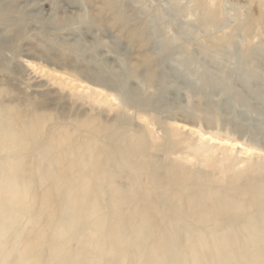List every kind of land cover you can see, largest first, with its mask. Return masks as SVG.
Instances as JSON below:
<instances>
[{
    "label": "rangeland",
    "instance_id": "1",
    "mask_svg": "<svg viewBox=\"0 0 264 264\" xmlns=\"http://www.w3.org/2000/svg\"><path fill=\"white\" fill-rule=\"evenodd\" d=\"M192 1L0 0V101L98 113L153 145L165 129L181 146L203 133L217 158L234 145L230 159L244 171L260 155L251 133L264 148V0H217L216 23L206 0ZM95 90L102 103L87 96Z\"/></svg>",
    "mask_w": 264,
    "mask_h": 264
},
{
    "label": "clouds",
    "instance_id": "2",
    "mask_svg": "<svg viewBox=\"0 0 264 264\" xmlns=\"http://www.w3.org/2000/svg\"><path fill=\"white\" fill-rule=\"evenodd\" d=\"M207 175L98 118L45 129L0 101V264H264V212Z\"/></svg>",
    "mask_w": 264,
    "mask_h": 264
},
{
    "label": "bare ground",
    "instance_id": "3",
    "mask_svg": "<svg viewBox=\"0 0 264 264\" xmlns=\"http://www.w3.org/2000/svg\"><path fill=\"white\" fill-rule=\"evenodd\" d=\"M201 1L200 0H193L192 6H194V7L202 6ZM109 2L114 3L115 0H109ZM203 2H205V1H203ZM203 5L204 6L206 5L203 8L204 9V15L211 18V20L214 23H216L220 19V16H222L224 14V10L222 9L221 4L217 3V0H206V4L203 3ZM189 8H190V6H189ZM198 10H199V8H198ZM200 14H201V12H200ZM247 26L248 25H246L244 31H246ZM224 38L227 39L229 37H224ZM246 38L247 37H245L242 40L243 43H245ZM93 83L95 86L97 85L98 87H100V83L98 81H94ZM216 83H217L216 81H213V80L210 81L211 86L215 85ZM99 90H101V89H99ZM83 91H86V87L83 88ZM87 96L92 97L93 100L97 101L98 103L103 102V98L100 99L102 96L101 91H96V90L92 91V93H90ZM10 102L16 104L20 108L31 111L35 115H37L41 121L43 128H45V129L48 127V125L55 123L57 120H77V121H79L81 119H88V118H92V117L98 118V120L101 124L113 126L112 123L111 124H109V123L106 124V122L103 123L104 122L103 118L98 113L87 114V113H83V112L81 113V111H80L79 114H75V115L73 114L72 116H69V114H67V112L56 113L53 111L45 110L42 103H40L38 100H34V99H29L28 101L27 100L22 101V100L13 99ZM215 120H217V119H215ZM118 121H120V120L118 119ZM122 121H123V119H122ZM93 122H95V121H93ZM152 123H154V122H152ZM122 127H124V126H122ZM218 128H219V126H218ZM125 129L127 130V132L129 134L135 136L140 141L145 142L148 145H150L152 148L163 152V154L165 155L164 159L170 160L173 163H175V164H177L183 168L191 169L193 172H198L201 170L206 171L208 173V175L204 179L207 182H210L214 185H235L236 186V192H237V198H236L235 203L233 205V210L236 214H238V215H243V214L255 215L258 218L260 216L261 212H264V183H262V180H264V154L263 155L261 154V153H264V148L261 146H258L259 144H257V141L259 139L258 138V134H259L258 132L251 133V131H244V133H247V134L251 133L250 134L251 137L257 136V138H255L256 142H251V146L253 147V148L252 147L251 148L253 150H255L256 152H258V154H260V155L253 154V155L257 156V158L251 160V163L249 165L247 164L248 167L246 169H244V171H240V170H237L239 168L235 169V166H236L235 163L236 162L231 161V159H230L231 156H229L230 152L233 151V149H235V148H233V146H234V145H232L233 143L231 144L232 148L229 150L230 151L229 154H227L228 156H226L225 153H223V155H225V156H223L222 158H219V157L217 158V157H215V154H214L215 152L213 153V147L207 146L205 144L206 141L205 140L203 141V138L205 135L203 133L198 134L199 138H198L197 142H195L196 139H194L195 141H185L184 143L186 145L181 146V145H178L179 142H176L174 140V138H172L173 132L170 129L169 130L165 129L164 134L163 135L161 134L162 136L158 137V139H161L162 143L166 139H170V141L168 143H166V145H163L162 143L160 145H153L152 140L149 138L146 131H142V129L141 130H132L128 127H125ZM228 130H230V129L227 128V131ZM197 131H199V130H197ZM218 131H220V130H218ZM241 132L242 131L239 130L238 127L233 128V134L234 135L240 134ZM192 134L195 135V133H192ZM192 134H190V135H192ZM213 135L214 134H212V136H210L211 137L210 139L211 140H217V138H216L217 136L214 135L215 136V138H214ZM228 135H229V133H228ZM194 137L195 136H193L192 138H194ZM161 140H159V142ZM156 144H157V142H156ZM237 144H239V143H237ZM249 150H250V148L248 147V150L246 151V153H248ZM172 155H177L178 158L172 159L171 158ZM232 162H235V163H232ZM202 166H204V167H202Z\"/></svg>",
    "mask_w": 264,
    "mask_h": 264
}]
</instances>
